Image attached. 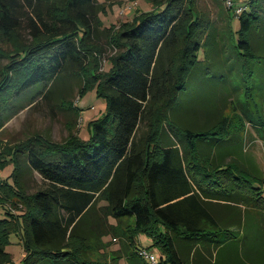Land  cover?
Returning a JSON list of instances; mask_svg holds the SVG:
<instances>
[{
	"label": "trees",
	"instance_id": "1",
	"mask_svg": "<svg viewBox=\"0 0 264 264\" xmlns=\"http://www.w3.org/2000/svg\"><path fill=\"white\" fill-rule=\"evenodd\" d=\"M155 5L158 11L106 27L99 0H0V42L21 40L0 71V129L24 91L61 74L79 76V93L95 86L105 101L87 138L77 131L54 142L33 134L8 148L0 144V170L12 165L13 178L10 185L0 177V204L17 212L0 219V264H16L5 252L11 232L20 234L25 251L19 264H151L139 254L140 235L160 252L157 264H219L225 248L232 261L244 251L246 223L264 226V172L236 131L235 116L224 108L214 124L193 129L172 113L197 66L223 72L225 59L214 53L216 26L194 0ZM226 11L228 40L244 66L255 55L248 36L260 15ZM101 36L114 52L109 68L97 73ZM24 167L39 172L45 186L25 193ZM116 238L120 250L110 255ZM245 252L247 264H255L254 251Z\"/></svg>",
	"mask_w": 264,
	"mask_h": 264
},
{
	"label": "rangeland",
	"instance_id": "2",
	"mask_svg": "<svg viewBox=\"0 0 264 264\" xmlns=\"http://www.w3.org/2000/svg\"><path fill=\"white\" fill-rule=\"evenodd\" d=\"M99 1L103 2L106 8L100 15L104 25L106 27L113 25L119 27L122 22L132 19L140 12L158 11V5L155 4L161 0ZM233 2V8L236 6L243 7L241 13L243 15L254 12L260 15V19L253 23L251 33L248 36L254 45L255 55L249 56L248 62L243 61V65L246 67L241 66L240 62L237 61L228 40L230 20L226 11L229 8L227 0H194V5L200 16L208 19L216 26L218 43L216 45L217 51L215 49L213 52L218 53L217 57L225 59V65L223 72L221 70L215 71L212 67L205 69L206 66L203 68L197 66L189 75L186 87L179 94L172 113L182 124L191 125L192 128L194 127L193 129H204L214 124L225 108L227 116H235V123L238 126L235 128L236 131L244 134L246 150L256 158L259 167L264 172V0L255 1L253 7L248 4V0H233ZM239 28L240 20L235 16L231 27L232 38H238L237 30ZM20 30L24 41L30 40L26 21ZM19 42L17 43V40L0 42V71L18 53ZM99 44L103 47V54L99 56L101 65L97 73H102L103 70L109 68L108 58L114 51L107 44L105 36L100 37ZM98 52L99 47L98 51L94 54L90 52V54L94 57ZM200 59H204L203 52L200 53ZM80 86L79 76L65 73L38 88L34 87L30 91H24L19 97L17 112L0 129L1 146L8 148L33 134H40L54 142L64 141L70 134H75L77 131L80 132L81 137L87 138L90 134V121L103 114L105 101L99 97L95 86H87L86 90L79 93ZM234 88L238 89L234 90ZM231 90L233 91L231 92ZM75 108L78 110V114ZM172 137L177 140L174 135ZM11 172L12 165H9L0 170V177L2 179L8 177L9 184L13 185V178L9 177ZM20 186L23 187L25 193L32 194L43 188L45 182L39 172L24 167ZM262 187L264 196V184ZM20 204L23 203L18 205L20 206ZM8 212L17 214L13 206L10 207V204L1 203L0 219L8 218ZM261 223L258 220H250L245 224L242 231L245 241H243L244 251L239 249L242 260L235 249L236 252L232 261L231 249L225 248L219 257V264H247L245 260L247 257L246 247L249 251H254V259L250 255L255 264H264V226ZM142 236L143 240L141 239ZM141 238L139 236V250L145 248L159 257L160 252L151 244L150 239L146 235H141ZM105 240H111V237L106 236ZM240 244L242 243L240 242ZM120 247L119 239H112L107 251L112 255L113 252L120 250ZM5 252L11 256L14 263H21L25 251L20 234L10 233ZM120 264L127 263L121 259Z\"/></svg>",
	"mask_w": 264,
	"mask_h": 264
},
{
	"label": "built area",
	"instance_id": "3",
	"mask_svg": "<svg viewBox=\"0 0 264 264\" xmlns=\"http://www.w3.org/2000/svg\"><path fill=\"white\" fill-rule=\"evenodd\" d=\"M229 7H234V2L233 0H227ZM243 7L241 6H236L235 8V12L236 14H240V12L242 11ZM139 254L141 256H143L145 259H147L148 261H150L153 264H157L158 263V257L155 256L153 253H150L148 250H146L145 248H141L139 250Z\"/></svg>",
	"mask_w": 264,
	"mask_h": 264
},
{
	"label": "crops",
	"instance_id": "4",
	"mask_svg": "<svg viewBox=\"0 0 264 264\" xmlns=\"http://www.w3.org/2000/svg\"><path fill=\"white\" fill-rule=\"evenodd\" d=\"M250 153V152H249ZM251 154V153H250ZM252 155V154H251ZM254 157V156H253ZM255 158V157H254ZM255 160H256V158H255ZM256 162H257V160H256ZM140 238H141V235H140ZM142 240H143V236H142V238H141Z\"/></svg>",
	"mask_w": 264,
	"mask_h": 264
}]
</instances>
